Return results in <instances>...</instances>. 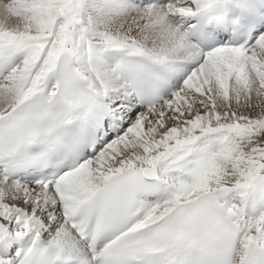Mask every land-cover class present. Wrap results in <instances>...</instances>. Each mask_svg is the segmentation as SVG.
<instances>
[{
    "label": "snow or ice",
    "instance_id": "obj_1",
    "mask_svg": "<svg viewBox=\"0 0 264 264\" xmlns=\"http://www.w3.org/2000/svg\"><path fill=\"white\" fill-rule=\"evenodd\" d=\"M0 264H264V0H0Z\"/></svg>",
    "mask_w": 264,
    "mask_h": 264
}]
</instances>
